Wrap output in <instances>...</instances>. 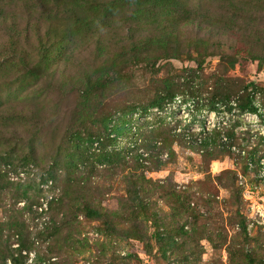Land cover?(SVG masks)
Returning <instances> with one entry per match:
<instances>
[{
    "label": "rangeland",
    "instance_id": "1",
    "mask_svg": "<svg viewBox=\"0 0 264 264\" xmlns=\"http://www.w3.org/2000/svg\"><path fill=\"white\" fill-rule=\"evenodd\" d=\"M264 264V0H0V264Z\"/></svg>",
    "mask_w": 264,
    "mask_h": 264
},
{
    "label": "trees",
    "instance_id": "2",
    "mask_svg": "<svg viewBox=\"0 0 264 264\" xmlns=\"http://www.w3.org/2000/svg\"><path fill=\"white\" fill-rule=\"evenodd\" d=\"M13 261L15 262V264H21L18 260L13 259Z\"/></svg>",
    "mask_w": 264,
    "mask_h": 264
}]
</instances>
